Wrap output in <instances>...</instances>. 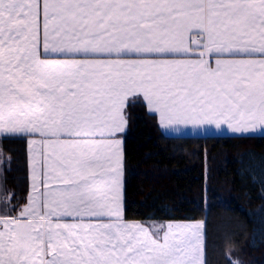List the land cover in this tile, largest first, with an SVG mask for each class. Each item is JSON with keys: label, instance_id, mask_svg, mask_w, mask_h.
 <instances>
[{"label": "snow or ice", "instance_id": "snow-or-ice-1", "mask_svg": "<svg viewBox=\"0 0 264 264\" xmlns=\"http://www.w3.org/2000/svg\"><path fill=\"white\" fill-rule=\"evenodd\" d=\"M130 97L165 126L264 130V0H0V140L31 170L14 204L0 155V264H206L203 221L124 218Z\"/></svg>", "mask_w": 264, "mask_h": 264}, {"label": "trees", "instance_id": "trees-1", "mask_svg": "<svg viewBox=\"0 0 264 264\" xmlns=\"http://www.w3.org/2000/svg\"><path fill=\"white\" fill-rule=\"evenodd\" d=\"M125 116L124 218L150 230L203 220L206 264H264V134L166 135L142 97L129 98ZM27 147L0 140L14 204L29 192Z\"/></svg>", "mask_w": 264, "mask_h": 264}, {"label": "crops", "instance_id": "crops-1", "mask_svg": "<svg viewBox=\"0 0 264 264\" xmlns=\"http://www.w3.org/2000/svg\"><path fill=\"white\" fill-rule=\"evenodd\" d=\"M195 58V57H194ZM214 59V58H213ZM143 99V98H142ZM146 105V108L148 110L146 102H144ZM149 111V110H148ZM150 112V111H149ZM156 115L158 124L160 126L161 131L166 135H190V136H198V135H230V134H240V133H233L231 130L227 129L226 125H222L220 129H216L214 125H192V124H170V125H161L159 122V114L150 112ZM245 134H264V130L258 129L254 133H245ZM117 139H120L122 141L123 145V138L121 136V133H118L116 136ZM28 146V145H27ZM28 149V147H27ZM27 159H28V182H29V191H30V177H31V170H30V153L28 151L27 153ZM29 193V192H28ZM128 222H136L142 224L140 221L135 219H126ZM193 221H203V220H183V221H166L164 225H167L168 223H188ZM204 222V221H203ZM143 227L149 229L146 225L142 224ZM204 234V229H203Z\"/></svg>", "mask_w": 264, "mask_h": 264}]
</instances>
